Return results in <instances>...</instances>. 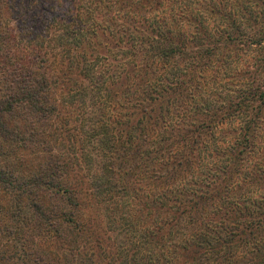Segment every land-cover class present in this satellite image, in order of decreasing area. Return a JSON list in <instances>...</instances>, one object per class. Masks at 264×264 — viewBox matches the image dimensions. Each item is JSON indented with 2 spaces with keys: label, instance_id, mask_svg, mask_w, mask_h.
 I'll return each instance as SVG.
<instances>
[{
  "label": "trees",
  "instance_id": "16d2710c",
  "mask_svg": "<svg viewBox=\"0 0 264 264\" xmlns=\"http://www.w3.org/2000/svg\"><path fill=\"white\" fill-rule=\"evenodd\" d=\"M13 2L0 0V26ZM201 3L220 17L213 30L198 22L193 33L183 31L173 15L171 24L161 18L146 27V17H138L144 26L126 22L123 35L111 30L112 48L134 59L106 87H122L112 99L119 118L110 116L107 126L97 119L104 167L88 179L109 228L104 223L103 237L88 227L96 240L89 253L75 246L80 236L74 233L86 230L79 193L66 180L69 149L53 124L59 110L46 56L21 63L12 53L13 36L0 28V140L48 153L27 177L0 167V191L11 192L16 207L10 221L0 218V264H264V0H201L196 10ZM90 11L69 16L82 23L72 33L62 27L52 34L64 52L78 48L82 64L99 38L108 39ZM238 62L246 67L234 69ZM230 69L237 87L226 95L208 91ZM84 89L94 90L90 82ZM81 134L88 137L84 125ZM79 150L81 161L83 144ZM54 240L65 253L52 251Z\"/></svg>",
  "mask_w": 264,
  "mask_h": 264
},
{
  "label": "rangeland",
  "instance_id": "374dc122",
  "mask_svg": "<svg viewBox=\"0 0 264 264\" xmlns=\"http://www.w3.org/2000/svg\"><path fill=\"white\" fill-rule=\"evenodd\" d=\"M12 1L14 2L9 4V7H5L6 17L0 28L6 35L10 33L13 36L10 40V43L13 44L12 53L16 55L21 63L27 65L26 63L38 62V55L45 54L46 56L45 67L49 71V76L52 77V97H54L59 110V115L53 124L57 127L59 133L62 134L65 139L64 142L69 149L67 153L69 159H71V170L66 180L79 193L78 197L81 206L78 215L86 230L83 233H74L77 239L80 236L75 246L81 252L89 253L93 251L94 247L92 244L96 240L94 241L88 227L91 226L93 228L94 235H103L104 237L107 235L104 223L108 228L109 225L104 220L101 209L96 205L97 201L94 191L91 189L88 175L96 172H99V175L102 174L101 170L104 167L102 162L104 161L101 156L104 151L105 142L103 140L105 135L101 131L100 125L107 126L110 116L112 118L116 117V119L119 118V105H115L116 102H113L114 100L112 99L113 97H118L114 95L115 93L120 91V93H123L122 87L118 90L112 87L111 91L110 89L106 90V87L108 83L117 81L118 77L122 75L126 61L130 62L134 59L132 56L127 57L126 53H121L117 47L112 48L116 40L114 39L115 36H112L111 30L113 27H118L120 34L123 35L121 29L122 26L126 27V22H131L135 27L144 26L145 21L138 17H146L148 21V24L146 22V27L155 25L158 19L161 18L159 21L164 19L168 24H171L170 17L173 15L174 20L180 26L175 25L179 29L183 27V31L193 33V27H198V22H201V26L210 31L215 29L216 25L220 23V17L209 13L203 3H201V11L196 10L195 7H198L201 0H186L183 2H178L179 0H164L162 4H155L148 0H127V4L125 5V1H123L120 7L114 4L115 0L103 3H97V0H73L78 1L76 5L71 0ZM79 8L81 10L84 8L86 10L87 8L91 9L90 12L93 14L91 19L97 18V23L101 20L102 24L99 27L104 32L105 38H108L106 41L99 38V41L96 42L99 46L94 43L95 47L91 48L93 52L92 54L91 51L89 53L91 56L88 54L90 60H84V64H82L84 56L80 55L81 51L78 48L69 53L64 52L57 47L61 42L56 39V44H58L56 46L52 36L53 33H59L58 30H61L62 27L71 29L72 33V29L82 24L81 21L76 24V22L69 19V16H72V19L75 18L74 13ZM187 8L188 11L182 13V18H180V12ZM125 9L130 10L125 11ZM112 11L115 14H112ZM64 15L68 17H64ZM197 15L201 17V21H199ZM52 18L50 26H47L46 23ZM133 21L136 22V25ZM139 21L141 22L138 23ZM108 27H110V30H108ZM56 35L58 38L59 34ZM248 56H246V59H248ZM14 62L15 60H13ZM175 62L176 60L172 62L173 66H176ZM243 62L245 61L243 60ZM82 66L86 72L85 77L80 75ZM238 67L242 68L246 67V65L244 66L241 62H238L235 64L234 69ZM234 69L228 70V74L225 77L222 78L220 76L217 83L211 84L209 82L208 91L217 89L219 93L226 95V89L228 91L235 89L239 77H235L237 72ZM132 75L133 72L130 71L126 80L127 84L129 77ZM194 81L198 84V90L201 91V80L194 79ZM87 82H90V89H94L93 92L85 91L84 87ZM123 82H125V79L122 77V84ZM129 83L132 84L131 81ZM147 86L145 85V87ZM79 89L84 90L79 92ZM198 96H201V93L198 92ZM81 97H84L85 100ZM117 101L119 103V100ZM103 113L105 114L102 116ZM98 118L100 120L103 119L100 125L97 124ZM83 125L88 137L81 134ZM99 130L100 132H98ZM91 132L96 133L90 136ZM83 139L84 141L81 142ZM81 144H83L84 154L80 158L81 161H79L78 153L80 152L79 147ZM0 155H2L0 157L1 168L12 171L15 177H27L39 168L48 153L41 150V147H24L20 144L6 143L0 140ZM103 177L105 178V180L102 179L104 186H110L111 181H108L110 174ZM12 196L13 194L9 191L3 189L0 191V218H2V215H7L4 221H7V219L10 221L11 213L16 210ZM98 198L101 199L100 197ZM118 232L116 230V235ZM51 238L47 237L46 239L51 241ZM101 241H105V239ZM59 246L60 244L54 240L51 248L55 253L62 255L65 250L59 248ZM118 264H121V262Z\"/></svg>",
  "mask_w": 264,
  "mask_h": 264
}]
</instances>
